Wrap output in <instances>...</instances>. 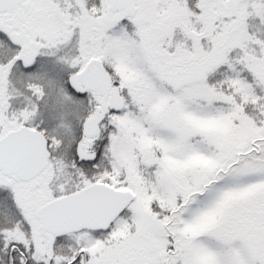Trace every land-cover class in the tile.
Returning a JSON list of instances; mask_svg holds the SVG:
<instances>
[{
	"label": "snow or ice",
	"instance_id": "obj_1",
	"mask_svg": "<svg viewBox=\"0 0 264 264\" xmlns=\"http://www.w3.org/2000/svg\"><path fill=\"white\" fill-rule=\"evenodd\" d=\"M0 264H264V0H0Z\"/></svg>",
	"mask_w": 264,
	"mask_h": 264
}]
</instances>
